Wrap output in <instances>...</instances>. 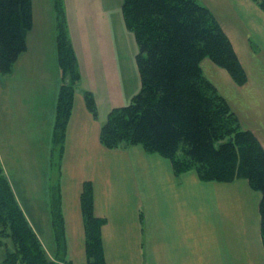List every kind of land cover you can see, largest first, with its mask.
<instances>
[{
    "label": "crops",
    "instance_id": "obj_1",
    "mask_svg": "<svg viewBox=\"0 0 264 264\" xmlns=\"http://www.w3.org/2000/svg\"><path fill=\"white\" fill-rule=\"evenodd\" d=\"M199 2L220 23L247 81L236 84L209 59L201 65L205 77L264 148V11L254 0ZM123 3L63 0L81 78L61 151L53 139L62 84L55 0H32L27 50L10 75L0 73V163L20 208L52 258L58 254L54 220L62 215L63 257L71 264H88L86 185L95 216L105 221L107 264H264L262 194L248 180L204 181L196 170L176 173L171 159L142 146L111 150L101 143L107 120L101 107L110 114L135 96L126 92L130 51L123 52L121 70L115 67L119 52L112 41L119 34L130 42L132 34Z\"/></svg>",
    "mask_w": 264,
    "mask_h": 264
},
{
    "label": "trees",
    "instance_id": "obj_2",
    "mask_svg": "<svg viewBox=\"0 0 264 264\" xmlns=\"http://www.w3.org/2000/svg\"><path fill=\"white\" fill-rule=\"evenodd\" d=\"M254 2L264 9L259 0ZM55 6L62 84L53 139L62 151L81 77L63 0H55ZM123 10L138 45L141 89L130 104L110 112L101 129V143L111 150L142 146L149 153L171 159L176 173L196 170L204 181L248 180L262 194L264 245V148L252 132L241 128L236 114L201 66L209 59L228 71L236 84H245L246 71L229 38L199 0H124ZM32 25V0H0L3 76L12 73L15 62L27 50ZM86 100L95 113L89 93ZM81 198L88 264H107L101 232L105 221L94 214L91 185H86ZM5 217L15 250L9 251L1 264H55L27 221L0 163V222ZM54 231L56 245L65 252L61 214L54 220ZM63 261L71 264L67 258Z\"/></svg>",
    "mask_w": 264,
    "mask_h": 264
},
{
    "label": "rangeland",
    "instance_id": "obj_3",
    "mask_svg": "<svg viewBox=\"0 0 264 264\" xmlns=\"http://www.w3.org/2000/svg\"><path fill=\"white\" fill-rule=\"evenodd\" d=\"M259 1H260L261 5H263V7H264V0H259ZM261 9L264 11L263 8H261ZM130 31L131 30H129V32ZM132 34H133V32H132ZM132 34H130V37H131L130 42H129V38H127L126 36L122 37V35H119V34H116L115 41H112V43L117 46L116 47V53L119 52V55L116 56V66H115L118 71L121 70L123 63L125 61L124 53H127L128 51H130V54H131V64L130 65L127 64V70L129 73V81H130L128 89L126 90V92H129L128 95H136V94H138V92L141 89V78L139 76V70H138V67L136 64V59H135V47H137V42H136L135 36H133ZM121 44L125 45L126 47L124 48L123 46H121ZM104 62L105 61L102 62V66H104L103 65ZM111 88H113V85H111ZM117 89L120 91L119 88H117ZM75 90H76V87H75ZM106 90H109V88L107 87ZM102 94H103V92H102ZM74 95H75V92H74ZM104 107H107V106L104 105L101 107V114L105 116V117L102 116V118H103V120H105V118H107V120H108L109 114L107 112L109 109L104 108ZM107 120H106V122H107ZM9 226H10L9 220L8 219L6 220V217L3 218V221L0 222V264L4 260V258L7 257L9 251L15 250V244L13 242V237L11 235V230H10ZM41 244H42L44 250L46 251L44 244L42 242H41ZM56 248H57L58 254L54 258H52V256H50L48 254V252L46 251V255L49 258V260L55 264H67L66 262L63 261L64 260L63 247L56 245ZM62 258H63V260H62Z\"/></svg>",
    "mask_w": 264,
    "mask_h": 264
}]
</instances>
